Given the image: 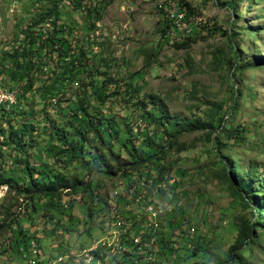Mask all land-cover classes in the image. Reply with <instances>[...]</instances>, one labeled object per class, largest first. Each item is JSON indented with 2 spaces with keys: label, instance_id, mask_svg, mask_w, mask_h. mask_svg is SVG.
Listing matches in <instances>:
<instances>
[{
  "label": "trees",
  "instance_id": "obj_1",
  "mask_svg": "<svg viewBox=\"0 0 264 264\" xmlns=\"http://www.w3.org/2000/svg\"><path fill=\"white\" fill-rule=\"evenodd\" d=\"M214 1L217 5H227L232 18L239 15L241 0ZM58 3L57 0H51L50 6L44 7L37 14H31L30 23L18 32L21 35L18 45L0 50V73L4 72L2 65L5 61H10L16 70L20 71L19 76L15 75L16 72H11L10 81L1 78L0 84L4 88L15 89L13 84L22 82L19 98H24L28 91L40 86L36 92H40L45 103L36 121L29 117V105L18 103L19 98L9 108L0 105V187H6L5 197L0 198V235L5 234L8 238L4 250L7 251L8 257L19 258L35 253L31 257L37 258L39 253L34 250L41 248L37 234L45 232V229L39 231L38 223L45 219L55 221V225H58L59 218L63 216L71 221L76 200L74 195L78 196L80 192L85 193L91 202L98 203L97 208L94 204L87 208L85 224H91L101 212L108 218L111 212L108 207L110 199L108 201V192L105 194V191H102L105 188L102 182L104 178L124 181L119 195L113 202L116 204V213L123 210L131 212L138 206L140 198L141 206L145 209L148 206L157 208L154 199L158 198L159 193L160 197L171 201L166 191L174 189L172 192H176L178 187L176 180L174 185H171L169 179L175 174L181 176L182 172L172 170L176 167L178 158L166 162L163 160L172 150L181 153L195 148L194 141L185 142L181 137L184 134L201 132V139H196L211 144L217 161L222 164L220 176L234 193V197L246 208V214L232 226L236 232L233 242L223 255H217L216 260L218 264H251L249 259L253 257V253L246 257L244 254L250 253L253 246H260L264 239V164L250 162L248 167L245 165L241 168L242 175L237 173L238 161L224 154L223 150H229V145L235 140L239 142L237 134L243 131L233 125L227 127L224 117H232L237 110L238 100L242 97L237 72L248 67H264V56L244 62L234 43L237 34L236 23L230 22L227 27L217 28L226 37L231 52V55L224 58L225 52L222 49L213 51V61L216 64L225 60L229 71L228 79L234 86L230 89V105L226 107L224 100L209 101L206 110L201 111L200 107L196 106L197 112H192L189 118L183 119L180 115H169L162 109L160 99L155 94H139L142 86L137 80L144 76L152 62L157 61L159 48L151 51V55L137 71L128 74L126 78H114L106 70H102L97 61L94 65L91 63L95 56L93 53L89 54L83 46L76 49L72 45L73 27L61 20ZM167 5L162 9L165 22L161 34L164 39L167 37V30L174 32L177 29V23H172L169 18L171 6ZM178 8L185 14L186 20L198 18V9L189 2L179 0ZM172 12H175V9ZM46 21L50 22V26L43 33L41 24ZM197 26L191 25V30L182 35L179 33L181 39H175L174 46L179 49L189 48L194 42L190 32L198 33L200 27ZM93 28L94 22L90 26V29ZM84 72L86 75L82 76ZM85 78H88V81ZM96 78H100L99 82ZM43 80L48 84L45 85ZM73 87L75 90H72ZM65 88L71 90L68 97H63ZM117 100L127 110L120 119L107 111L102 112L103 106L108 108L106 101ZM38 123L48 128L52 154H38V144L32 135L35 124ZM120 123L123 124L122 127H119ZM240 138L244 139L243 136ZM53 141L56 145H53ZM96 142L98 145H94ZM115 142L120 147L119 151L114 149ZM123 152L127 153L128 158L121 157ZM10 165L12 168H9ZM69 166H74V169L71 171ZM62 167L67 170H62ZM78 169H85L87 177L79 175ZM242 176L250 177L252 182V177H255L256 185H244ZM63 197L66 200H63ZM65 204L71 211L69 214L65 212ZM38 207H43L45 211L39 217H34L30 211ZM53 213L58 216L55 217ZM126 219L128 222L132 220L133 227V218ZM157 222L160 227L154 233L139 230L143 240L156 236V241L160 239V242H164L162 233H166L169 227L175 230L172 227L175 226L174 221L164 218L163 214L158 215ZM183 224L189 227L188 220L175 226L178 229L177 236L183 238L179 244L184 240L191 241L196 248L205 250L207 242L204 238L200 234L189 238L184 234L186 229L182 228ZM125 228L127 234L125 233L120 241L122 245L130 246L134 252L141 250L144 246L138 248L133 243L136 234L133 235L132 228L127 224ZM66 229L69 230L67 227ZM194 231L193 228L192 232ZM118 248L111 253H116L114 258H117L118 252L124 250L121 247L122 250L118 251ZM182 248L186 252H194L184 245ZM148 250H152L150 246ZM133 256L129 257L128 264H142L139 262L141 253L137 257ZM149 256L150 253L144 260ZM92 261L89 256L81 262L93 264ZM95 262L110 264L100 258Z\"/></svg>",
  "mask_w": 264,
  "mask_h": 264
},
{
  "label": "rangeland",
  "instance_id": "obj_2",
  "mask_svg": "<svg viewBox=\"0 0 264 264\" xmlns=\"http://www.w3.org/2000/svg\"><path fill=\"white\" fill-rule=\"evenodd\" d=\"M57 1L61 20L73 27L72 45L76 49L83 46L89 54L93 53L95 56L91 63L94 65L97 61L101 69L106 70L114 78H126L128 74L137 71L151 55V51L159 48L157 61L152 62L144 76L137 80L142 86L139 94H155L160 99L162 109L169 115H180L183 119L189 118L192 112L196 113L198 110L196 106H199L201 111L206 110L209 101L224 100L226 107L230 105V89L234 86L228 79L229 71L224 63L225 60L216 64L213 61V51L222 49L225 52L224 58L231 55V52L226 37L217 28L227 27L230 22L236 23L237 34L234 43L244 62L264 56V0H241L237 18L231 17L227 5H217L214 0H185L198 9V18L192 19L200 22L197 26L200 27V31L196 34L190 32L194 42L187 49L174 46L175 39L178 41L181 39L179 29L174 32L167 30L166 39L162 38L161 34L165 22L163 13L165 5L171 6V12L174 9L176 12L179 0ZM50 5L51 0H0V50L17 46L21 38L20 30L30 23L31 14H37ZM93 22L94 28L90 29ZM41 25V30L45 33L50 22L46 21ZM2 70L4 72L0 73V79L9 80L11 72H16V76L20 73L10 61L3 63ZM85 75V72L82 73V76ZM236 77L239 79L238 85L241 87L242 97L238 100L237 110L232 117L231 115L224 117V124L227 127L236 126L243 132L237 134L239 142L235 140V144H230L229 150L225 148L223 152L238 161L237 173L242 175L241 168L245 165L248 167L250 162L257 165L264 164V143H262L264 142V67H248L238 71ZM85 79L88 81V78ZM99 79L96 78V81L99 82ZM21 83H12L17 92L16 100L21 92ZM47 84L48 82L45 83ZM39 87L28 91L24 98L18 99V103L29 105V117L34 121L45 105L40 92H36ZM64 90L63 97H68L71 90L68 88ZM72 90H75V87ZM91 101L94 102L92 99ZM106 106L108 108L103 106L102 112L107 111L119 119L127 112L119 100L106 101ZM72 107L74 108L73 105ZM35 125L32 135L38 144V154H52L47 126L42 123ZM122 125L120 123L119 127ZM161 134L162 132L159 133ZM241 136L244 137L243 140ZM199 137L201 139V132L184 134L181 140L194 141L196 147L181 153L172 150L163 160L166 162L178 158L176 167L172 170L177 169L182 172L181 176L175 174L169 179L171 185L177 181L178 187L176 192H172L174 189L166 191L171 201L160 197L159 193L158 198L154 199L157 208L148 206L145 209L141 206L140 198L138 206L131 212L127 213L123 210L116 213V204L113 202L119 195L124 181L104 178L102 182L105 188L102 191H105V194L108 192V201L110 199L111 205L108 206L111 210L108 218L101 212L91 224H85L87 208L93 204L97 208L98 203L91 202L85 193L80 192L78 196L74 195L76 200H74L71 221L70 218L63 216L57 222L62 226L55 225V221L45 219H41L38 223L39 231L45 229V232L37 234L41 246L38 250H34L39 253L37 258L31 257L35 253H29L25 257L11 259L7 251H4L8 238L5 234L0 235V264H82L81 261L89 256L94 261L93 264L97 263L95 262L97 258L107 260L110 264H128L131 255L137 257L140 253L134 252L128 245L123 246L120 242L123 238L120 232L126 224L132 228L133 235L136 234L140 238L141 243L147 240L148 243L153 242L150 244L151 251L148 247L142 249V258L139 260L142 264L145 262L147 264H218L217 255H223L233 242L236 232L232 226L246 214V208L237 197H234V193L220 176L222 164L217 161L211 144L197 140L196 138ZM53 145H56L55 141ZM94 145H98L97 142ZM119 148L118 143L115 142L114 149L119 151ZM121 157L128 158V155L123 152ZM9 168H12V165ZM61 169L67 170L64 167ZM68 169L72 171L74 166H69ZM78 173L87 177L85 169H78ZM242 177L244 185H256L255 177L251 176L253 182L248 176ZM5 195L6 187L2 186L0 198ZM63 200L66 198L63 197ZM64 208L66 214L71 212L66 204ZM44 211L43 207H38L30 213L34 217H39ZM53 214L55 217L58 216L56 213ZM159 214H163L166 219H172L175 226L188 220L189 227L184 224L182 226L186 229L184 234L189 238L194 234H200L207 242L205 250L196 248L191 241L184 240L179 244L183 238L177 236L179 234L175 226L172 227L176 231L169 227L166 233H162L164 242H160V239L156 241V236H153L154 239L151 237L143 240L139 230L154 233L160 227L157 222ZM127 217L133 218V227L132 220L128 222ZM191 228L195 231L192 232ZM171 231L173 233H170ZM158 237L161 238L159 235ZM175 241L178 243L174 244ZM182 245L194 250L193 254L191 251L186 252ZM259 245L253 246L250 253L244 254L246 257L253 253V257L249 259L251 264H264V239ZM90 248L93 250L89 251ZM117 248L122 252H118L117 258H114L116 253L113 255L111 253ZM148 253L151 254V259L144 260ZM60 254L64 256H60V260L57 261L56 258ZM137 260L136 258L135 263L138 262Z\"/></svg>",
  "mask_w": 264,
  "mask_h": 264
},
{
  "label": "built area",
  "instance_id": "obj_3",
  "mask_svg": "<svg viewBox=\"0 0 264 264\" xmlns=\"http://www.w3.org/2000/svg\"><path fill=\"white\" fill-rule=\"evenodd\" d=\"M169 18L171 19L172 23H177V30L179 29L181 33H184L187 30H191V25L197 26L200 23L192 18L190 20H186L185 14L179 8L176 9V12H170ZM43 31H45L44 28ZM16 94H17L16 89L4 88L0 84V105H4L6 108H9L10 105L15 104L17 101ZM31 245L34 246L32 242ZM142 249L143 247H141V250L136 251V253L137 252L142 253ZM60 256H64V255L62 254L58 255L56 260H58Z\"/></svg>",
  "mask_w": 264,
  "mask_h": 264
},
{
  "label": "bare ground",
  "instance_id": "obj_4",
  "mask_svg": "<svg viewBox=\"0 0 264 264\" xmlns=\"http://www.w3.org/2000/svg\"><path fill=\"white\" fill-rule=\"evenodd\" d=\"M196 20V19H195ZM197 21V20H196ZM150 210H152V209H150ZM193 230V229H192ZM125 233L127 234V228H125L124 227V229L123 230H121V232H120V234L124 237L125 236ZM153 238V237H152ZM154 239V238H153ZM148 241V240H147ZM151 241H153V240H151ZM134 245H136L138 248L140 247V246H144L143 248H146V247H149L150 246V244H153V242L152 243H148V242H143V243H141V240H140V238H138L137 236H134ZM31 248V247H30ZM115 250V249H114ZM149 259H151V254H150V256L147 258V260H149Z\"/></svg>",
  "mask_w": 264,
  "mask_h": 264
}]
</instances>
